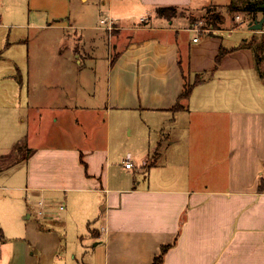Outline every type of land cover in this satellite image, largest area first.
<instances>
[{"label": "crops", "instance_id": "obj_1", "mask_svg": "<svg viewBox=\"0 0 264 264\" xmlns=\"http://www.w3.org/2000/svg\"><path fill=\"white\" fill-rule=\"evenodd\" d=\"M162 7L174 12L160 17ZM218 7L205 0H107L111 30L26 24L56 38L60 30L116 32V50L103 134L92 129L89 140L70 146L55 144L57 135L36 146L35 137L31 153L7 169L17 166L7 174L22 205L7 198L0 207V264H152L162 246V264H264V16L245 11L244 0H231L224 15ZM261 21V30H250ZM58 40L53 58H27L0 73V125L13 133L22 128V141L34 133L30 113L63 111L59 106L78 98L70 81L83 72L70 71L72 58H62ZM30 60L41 78L34 87ZM94 112L86 107L77 124L92 127ZM26 202L38 209L36 223L24 221L31 218L23 213Z\"/></svg>", "mask_w": 264, "mask_h": 264}, {"label": "rangeland", "instance_id": "obj_2", "mask_svg": "<svg viewBox=\"0 0 264 264\" xmlns=\"http://www.w3.org/2000/svg\"><path fill=\"white\" fill-rule=\"evenodd\" d=\"M205 1H212L220 6L218 8L224 15L227 14V10L229 9L227 5L230 4L231 0ZM1 2L0 22L5 24V26L0 28V73L9 72L11 70L10 66L21 65L27 61V58H53V50H56L54 45L57 44L58 39L61 40V43L65 44L61 48L62 58H72L70 71L78 74L83 72L82 76L77 75L70 81L78 93L76 101L70 100L72 105L67 108L59 106V108L64 109L63 111L54 112L49 108H41L38 112L34 110V112L30 113L28 127L34 133L30 135V138L27 137V142L25 140L22 141V134L19 136L22 128H18L17 132L13 133L10 128L5 129L4 122H2L3 124L0 125V171L4 172L6 170L5 174H7V171L8 174H11L12 171L16 170L17 166L13 167L12 170L7 169L17 162L21 163L31 153L30 140L35 137H38L36 141H33L36 146L41 144L46 135H50L49 137L57 135L55 144L70 146L77 143V139L83 140L86 138V140H89L92 129L96 137L103 134L104 126L102 123L105 122L104 112L107 101V71L110 62L115 56L116 32L111 35V33L103 31L104 29L97 31H85L81 29L60 30L58 34L60 37L58 38L57 36V39L52 36L54 31L50 29H34L26 25L29 23L44 25L55 22H60L59 24L71 22L78 25H86L85 23H87L92 26H100L101 28L106 27L107 23L102 24L100 20H108L104 18L107 15V0H86L85 2L82 0H1ZM239 11L241 18L247 21L249 18L248 14L242 8H239ZM236 13L235 10H231L228 15L232 18ZM200 17H193V22L201 19ZM202 22L204 25V21ZM41 39L47 42L46 47H39ZM13 41H19V43L13 44ZM7 43L13 45L8 49L5 45ZM74 60L77 61V64ZM78 60L81 61V65L78 63ZM33 62L30 60L31 87L41 83V78H36L37 73H32ZM61 65L63 67L62 71H64L67 65L64 62ZM91 71L95 75V78L92 80L85 75V73L90 74ZM50 72L52 70L47 71V73ZM40 76H42V73H40ZM62 81L64 82V80ZM84 91H87L90 95L85 94ZM92 91L94 96L92 95ZM91 105L95 106V112L91 113L89 117L95 121V116H97L98 120L94 122L92 127L77 124V122L80 123L85 108ZM125 151L126 149H123L121 153H125ZM8 174L0 176V201H4L7 198L13 199L15 200L14 202L21 206L22 204L17 200L20 196L19 192L9 188L12 183L8 181ZM5 202H0V207ZM25 206L27 209L23 210V213L24 215L25 213L30 215L31 218L24 221L27 224H30L29 222L36 223L35 217L39 215L38 209H33L28 202L25 203ZM63 207L64 209L60 213L65 211V206L63 205ZM15 215L17 216V214ZM0 219L2 220V218ZM67 241L70 244L74 242L71 239L70 231L68 232ZM93 246L90 244L87 251H91Z\"/></svg>", "mask_w": 264, "mask_h": 264}, {"label": "trees", "instance_id": "obj_3", "mask_svg": "<svg viewBox=\"0 0 264 264\" xmlns=\"http://www.w3.org/2000/svg\"><path fill=\"white\" fill-rule=\"evenodd\" d=\"M244 10L249 11V12H253V13L261 12L262 15L264 16V0H244ZM168 11H170L172 14L174 12V8H172V7H170V8L169 7L168 8L167 7L158 8L157 14L160 17H169L166 14V13H168ZM221 55H222V52L217 55L216 62L219 61ZM191 87L192 86L190 85L187 88H185L181 97L187 98L190 94ZM167 249H168V246H162L160 251H159V254L154 257L152 264H162L163 256L166 253Z\"/></svg>", "mask_w": 264, "mask_h": 264}, {"label": "built area", "instance_id": "obj_4", "mask_svg": "<svg viewBox=\"0 0 264 264\" xmlns=\"http://www.w3.org/2000/svg\"><path fill=\"white\" fill-rule=\"evenodd\" d=\"M142 20V19H141ZM236 20L240 21V17L239 16H236ZM102 24H106L107 23V26H106V29L108 30H111L112 27H113V21L111 20H106V19H101L100 21ZM193 31L196 33L197 36L194 37L193 41L196 42L198 40V36H199V32H200V29L198 27H195L193 29ZM124 166L125 168H131L132 166V163L129 159L125 160L124 162Z\"/></svg>", "mask_w": 264, "mask_h": 264}, {"label": "water", "instance_id": "obj_5", "mask_svg": "<svg viewBox=\"0 0 264 264\" xmlns=\"http://www.w3.org/2000/svg\"><path fill=\"white\" fill-rule=\"evenodd\" d=\"M261 23H262V21L260 23H258L257 25L254 24L253 26L250 27V30H253V31L261 30Z\"/></svg>", "mask_w": 264, "mask_h": 264}]
</instances>
